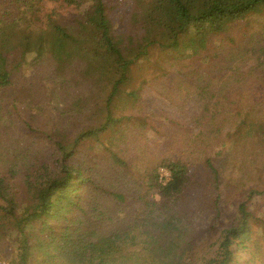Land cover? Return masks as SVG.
Returning a JSON list of instances; mask_svg holds the SVG:
<instances>
[{
    "label": "trees",
    "instance_id": "1",
    "mask_svg": "<svg viewBox=\"0 0 264 264\" xmlns=\"http://www.w3.org/2000/svg\"><path fill=\"white\" fill-rule=\"evenodd\" d=\"M262 15L264 0H0V252L18 264H264L249 204L264 190L224 214V161L197 154L223 135L221 113L236 120L223 144L263 124L251 111L264 105V31L241 28ZM146 84L194 125L158 124L136 95ZM145 130L172 150L153 161Z\"/></svg>",
    "mask_w": 264,
    "mask_h": 264
},
{
    "label": "rangeland",
    "instance_id": "2",
    "mask_svg": "<svg viewBox=\"0 0 264 264\" xmlns=\"http://www.w3.org/2000/svg\"><path fill=\"white\" fill-rule=\"evenodd\" d=\"M126 13H129L133 10V4L124 6L123 8ZM242 29L245 31H248V34L255 32L258 33L263 29L264 31V15L260 17H256L253 21H248L247 24H242ZM239 43V42H238ZM237 43V44H238ZM250 61V60H249ZM249 61H246V63H249ZM251 63V61H250ZM185 65L188 69L192 66V68L200 66L202 67V70L206 68V64L198 61L192 60L191 57L189 59L185 60ZM154 75V74H151ZM146 76H141L138 79L137 85H140L142 83V79L144 80ZM45 81V80H44ZM137 85L132 86L135 88ZM140 100L141 104L150 111H153L155 114L154 120L157 121V123L164 122L165 117H169L171 120H175L178 124L182 125L185 124L186 126L194 125L191 120H187L186 117L183 119H179L177 117V114L173 112V109L169 108L167 104V101H165L161 93L158 90H155L154 88L149 87V85H145L144 88H141L137 90L136 94ZM43 97V96H41ZM253 97V96H252ZM251 98L250 100H246L245 106L247 107L244 111H249L252 108V103L254 102ZM41 100H45L42 98ZM39 99L37 100L36 104L38 103ZM42 105V117H45L46 110H50L49 106L45 105L40 101ZM264 103V102H263ZM193 101H189L187 104V115L193 116ZM25 105V104H24ZM261 105V104H260ZM23 107V104L21 105ZM253 111L251 113L254 115V118L256 120L263 118L264 119V105H257L254 102ZM166 109L168 111V114H164L162 111L163 109ZM30 110V109H28ZM155 111V112H154ZM157 113V114H156ZM232 112L227 113H221L219 117H217L216 123L218 125H221L222 119H226L227 121L224 122L223 125H225L224 132L222 136H219L218 138L215 136H210V138H205L202 141V143L199 141V148L201 151L197 154L206 156H214L215 160L224 161V172L223 176L224 179L221 182L222 187L224 188V198L223 204L225 205V211L224 214H230L231 212L236 210V205L247 195V193L250 191V189L255 190H264V120L263 124L260 127H257L252 132L253 135L247 137L239 146H234L233 140L228 139V142L223 144L224 137L227 134L228 130L231 127H234L235 118H231ZM252 116V115H250ZM170 120H167V123ZM234 124V125H233ZM156 125L155 123L153 124ZM183 126V125H182ZM143 135L147 137L145 139L148 141L149 147H150V157L154 161L156 155L163 156L166 151L172 150L168 147L167 144H165L161 139H156V133L155 131H143ZM155 136V137H154ZM172 146V145H171ZM152 147V148H151ZM174 147V146H173ZM85 150V149H84ZM83 150V151H84ZM148 151L146 149H143V151L139 150V158L142 160L146 158L145 154ZM177 151H175L176 153ZM140 163V162H139ZM142 163V161H141ZM143 165L145 167H151L149 164H146L145 161H143ZM143 167V166H142ZM140 170H144L143 168H140ZM159 178L160 181L166 182L171 177V172L168 168L165 166H160L158 169ZM257 195V194H256ZM249 204L251 208L254 210V212L258 215H260V218L264 219V194L257 195L249 200ZM262 234L264 235V227H262L261 230ZM13 236V235H12ZM15 255H6L4 253L0 252V259L6 260L9 264H18L19 260L14 257ZM14 257V258H13Z\"/></svg>",
    "mask_w": 264,
    "mask_h": 264
},
{
    "label": "built area",
    "instance_id": "3",
    "mask_svg": "<svg viewBox=\"0 0 264 264\" xmlns=\"http://www.w3.org/2000/svg\"><path fill=\"white\" fill-rule=\"evenodd\" d=\"M0 264H9V263L4 259H0Z\"/></svg>",
    "mask_w": 264,
    "mask_h": 264
},
{
    "label": "clouds",
    "instance_id": "4",
    "mask_svg": "<svg viewBox=\"0 0 264 264\" xmlns=\"http://www.w3.org/2000/svg\"><path fill=\"white\" fill-rule=\"evenodd\" d=\"M89 2H91V0H89ZM48 7H49V8H52V7H53V4L49 3V4H48Z\"/></svg>",
    "mask_w": 264,
    "mask_h": 264
}]
</instances>
